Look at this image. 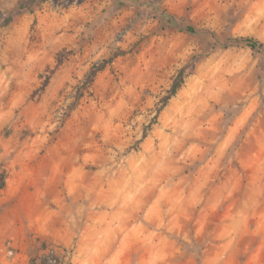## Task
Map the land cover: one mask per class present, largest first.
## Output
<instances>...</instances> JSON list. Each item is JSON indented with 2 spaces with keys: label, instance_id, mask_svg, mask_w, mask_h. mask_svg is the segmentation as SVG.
<instances>
[{
  "label": "rangeland",
  "instance_id": "obj_1",
  "mask_svg": "<svg viewBox=\"0 0 264 264\" xmlns=\"http://www.w3.org/2000/svg\"><path fill=\"white\" fill-rule=\"evenodd\" d=\"M245 38L264 44V0H0V264L41 243L62 264H264Z\"/></svg>",
  "mask_w": 264,
  "mask_h": 264
},
{
  "label": "trees",
  "instance_id": "obj_2",
  "mask_svg": "<svg viewBox=\"0 0 264 264\" xmlns=\"http://www.w3.org/2000/svg\"><path fill=\"white\" fill-rule=\"evenodd\" d=\"M163 14H164L163 18L168 20L169 25L171 26L177 25L176 24L177 22H175V20H173L171 16L165 13ZM182 30L190 34L196 33V31L191 27L182 28ZM239 41L254 51H261L264 49V44L254 39L245 38ZM72 54H73L72 52H69L67 56H70ZM63 60H64V56H60V59L58 60V65H60L63 62ZM111 62L112 59H110L109 61L107 60L103 61L101 64H94V66H92L91 70L86 75V78L82 83L81 87L77 88L76 93L73 97L74 99L73 102L66 108L68 114L77 108L80 101L84 97V91H87L91 88L96 75L101 71H103L105 66ZM183 82H184V70H181L176 76V78L173 80L167 95L159 100L160 106L157 109V114H159V112L167 105L169 100L173 96H175L177 91L182 87ZM66 117H68V115H66ZM3 188H4V177H2L0 180V190H2ZM36 253L37 254L35 256L30 257L29 264H62V261L59 259L55 251L51 250L47 252L46 246L43 243H41L39 248L36 249Z\"/></svg>",
  "mask_w": 264,
  "mask_h": 264
}]
</instances>
